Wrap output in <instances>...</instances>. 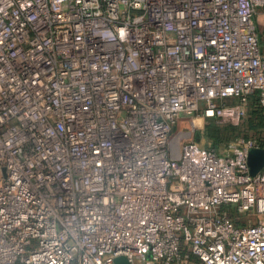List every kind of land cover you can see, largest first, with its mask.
Wrapping results in <instances>:
<instances>
[{
  "label": "built area",
  "instance_id": "built-area-1",
  "mask_svg": "<svg viewBox=\"0 0 264 264\" xmlns=\"http://www.w3.org/2000/svg\"><path fill=\"white\" fill-rule=\"evenodd\" d=\"M262 8L0 0V264H264V167L247 165L264 148L172 133L202 106L236 116L225 99L264 107Z\"/></svg>",
  "mask_w": 264,
  "mask_h": 264
},
{
  "label": "rangeland",
  "instance_id": "rangeland-1",
  "mask_svg": "<svg viewBox=\"0 0 264 264\" xmlns=\"http://www.w3.org/2000/svg\"><path fill=\"white\" fill-rule=\"evenodd\" d=\"M264 8L256 11L255 23L260 44L264 46ZM256 102L253 98H229L218 103L219 107H238V113L234 117L203 115V106L200 112L193 118L183 119L173 128V136L176 145L181 139L197 142L203 147L223 152L235 137H251L264 144V122L261 124L255 120L253 108ZM193 124V126H192ZM231 211V210H230ZM232 216L239 226H247L255 223L252 217L244 218L231 211Z\"/></svg>",
  "mask_w": 264,
  "mask_h": 264
},
{
  "label": "water",
  "instance_id": "water-1",
  "mask_svg": "<svg viewBox=\"0 0 264 264\" xmlns=\"http://www.w3.org/2000/svg\"><path fill=\"white\" fill-rule=\"evenodd\" d=\"M247 165L252 177L256 176L264 167V149H251L248 152ZM113 264H130L128 260L119 256L114 259Z\"/></svg>",
  "mask_w": 264,
  "mask_h": 264
},
{
  "label": "trees",
  "instance_id": "trees-1",
  "mask_svg": "<svg viewBox=\"0 0 264 264\" xmlns=\"http://www.w3.org/2000/svg\"><path fill=\"white\" fill-rule=\"evenodd\" d=\"M251 98L254 99V101L256 102L254 105L255 107L253 108V115H254V118L255 120L259 121L261 124L264 122V107L260 106L259 103H258V100H257V96L254 94L251 96ZM240 137H235L231 142L235 141L236 139H238ZM245 139H253L251 137H243ZM256 140V139H255ZM261 147L264 148V144L260 143L258 140H256Z\"/></svg>",
  "mask_w": 264,
  "mask_h": 264
},
{
  "label": "crops",
  "instance_id": "crops-1",
  "mask_svg": "<svg viewBox=\"0 0 264 264\" xmlns=\"http://www.w3.org/2000/svg\"><path fill=\"white\" fill-rule=\"evenodd\" d=\"M260 10V9H259ZM263 17H264V14H262ZM192 264H198L197 260L195 258H192V261H191Z\"/></svg>",
  "mask_w": 264,
  "mask_h": 264
}]
</instances>
